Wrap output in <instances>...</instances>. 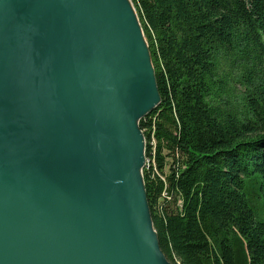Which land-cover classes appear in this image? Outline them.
<instances>
[{
    "label": "water",
    "instance_id": "water-1",
    "mask_svg": "<svg viewBox=\"0 0 264 264\" xmlns=\"http://www.w3.org/2000/svg\"><path fill=\"white\" fill-rule=\"evenodd\" d=\"M159 103L131 0H0V264H172L142 176Z\"/></svg>",
    "mask_w": 264,
    "mask_h": 264
},
{
    "label": "trees",
    "instance_id": "trees-1",
    "mask_svg": "<svg viewBox=\"0 0 264 264\" xmlns=\"http://www.w3.org/2000/svg\"><path fill=\"white\" fill-rule=\"evenodd\" d=\"M131 2L160 96L139 128L161 251L172 264H264V0ZM220 52L240 62L239 112L213 102L225 106Z\"/></svg>",
    "mask_w": 264,
    "mask_h": 264
},
{
    "label": "rangeland",
    "instance_id": "rangeland-1",
    "mask_svg": "<svg viewBox=\"0 0 264 264\" xmlns=\"http://www.w3.org/2000/svg\"><path fill=\"white\" fill-rule=\"evenodd\" d=\"M215 63H216L217 71H216V77L213 79L214 99L219 98L220 101L224 102L225 106H221L218 101L216 102L213 100V102L218 103V105L221 108L223 107L226 109H229L232 107L237 108V112H239L241 108L240 104L242 103L240 94L243 92V89H244L243 87H241L240 84L237 83L238 76L240 73L239 71L240 62L239 60H236L232 56V54H224L223 52H220V53H217L216 55ZM145 149H146V139H145ZM145 149H144V155H145ZM148 161L149 160L145 155V164L143 166V169L147 165ZM143 169H142V172H143ZM175 261H176V264H179L177 259H175Z\"/></svg>",
    "mask_w": 264,
    "mask_h": 264
}]
</instances>
